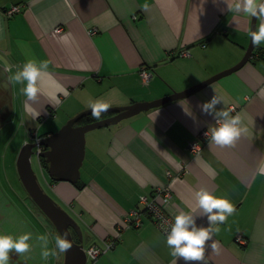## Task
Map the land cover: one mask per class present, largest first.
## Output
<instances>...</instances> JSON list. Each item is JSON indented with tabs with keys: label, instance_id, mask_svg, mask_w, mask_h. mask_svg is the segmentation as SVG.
<instances>
[{
	"label": "crops",
	"instance_id": "crops-1",
	"mask_svg": "<svg viewBox=\"0 0 264 264\" xmlns=\"http://www.w3.org/2000/svg\"><path fill=\"white\" fill-rule=\"evenodd\" d=\"M237 2L241 11L229 12L228 4ZM16 5L20 13L8 16ZM252 19L244 14L242 0H0V169L15 163L17 168L26 143L56 133L91 109L90 103L111 108L153 102L232 69L250 46ZM58 27L63 31L55 34ZM183 51L188 56H180ZM29 60L37 67L48 61L34 101L22 94L26 82L9 83ZM142 70L153 73L149 81L142 79ZM211 86L89 132L82 188L52 182L38 159L52 199L79 225L86 254L93 246L116 242L95 260L87 256V264H171L169 234L157 229L140 205L141 197L167 187L171 197L165 209L174 221L185 213L198 229L220 228L213 236L219 253L207 248L213 240L206 244L207 264H264V42L243 68ZM214 97L219 102L205 113L203 105ZM25 101L38 116L25 111ZM223 111L230 117L241 113L248 134L233 147L209 140L198 155L191 153L189 143L202 130L210 133L217 120L225 122L216 116ZM202 189L235 206L225 223L209 224L210 214L198 206L196 193ZM5 194L0 184V197L12 202ZM9 209L0 210V235L31 234V251L22 259L13 250L9 264H64V253L41 258L45 240L48 250L58 253V233L43 213L36 216L27 208L36 226ZM133 210L142 211L139 227L124 223ZM177 264L203 262L178 258Z\"/></svg>",
	"mask_w": 264,
	"mask_h": 264
},
{
	"label": "clouds",
	"instance_id": "clouds-1",
	"mask_svg": "<svg viewBox=\"0 0 264 264\" xmlns=\"http://www.w3.org/2000/svg\"><path fill=\"white\" fill-rule=\"evenodd\" d=\"M243 12L246 16L256 18L258 21L257 31L250 32L249 35L252 39V43L255 46H260L264 42V0H242ZM147 7V6H145ZM229 12L239 13L241 11V3L237 2L234 5L228 4ZM48 67V61H41L40 67H37L36 62L29 60L23 67L22 71L17 72L14 77L9 78V83H23L26 82V86L21 90L22 94L27 98V101L36 100L41 88L38 85V81H41L46 73L42 72V68ZM60 92L67 95V90L60 85H56ZM210 87H212L210 85ZM55 98V97H54ZM244 100H248L249 97H243ZM219 101L214 97L210 103L203 105V111L208 113L210 109ZM89 107L92 110V116L100 118L102 112H106L110 105L108 103H102L97 101L90 103ZM25 111L32 113L34 116H38L39 113L33 112L28 103L24 102ZM217 117L224 118V123H219L218 127L210 128V141L209 144H215L221 148L233 147L237 140L241 136L248 134V129L243 126L242 114L237 113L235 116H229L228 111L217 112ZM206 136L209 133L205 134ZM261 174H264V167L260 169ZM198 198V206L203 209L208 216L210 225L223 224L227 221V217L231 216L235 212V206L226 197H217L211 194L207 189H202L196 193ZM191 228V230H189ZM219 227L209 228H196L195 220L192 215L181 213L175 217V224L172 226L170 234L167 236V246L170 249V255L173 258L171 264H177L178 258H183L185 261H199L203 264H207L205 251L206 244L209 240H213V236L219 233ZM68 233L65 232L63 236L57 235L55 237L56 251H49L47 248V241L44 237H40L41 240H45L44 249L41 252V258L45 261L50 256L58 257L59 254H63L68 251L72 245L67 239ZM31 239V234L27 233L14 239L12 236L0 235V264H9V253L13 250L15 254L24 259L25 253L31 251V245L28 241ZM213 252L219 253V242L213 240L210 245H207Z\"/></svg>",
	"mask_w": 264,
	"mask_h": 264
},
{
	"label": "water",
	"instance_id": "water-1",
	"mask_svg": "<svg viewBox=\"0 0 264 264\" xmlns=\"http://www.w3.org/2000/svg\"><path fill=\"white\" fill-rule=\"evenodd\" d=\"M257 19H252L251 32L256 31ZM255 45L250 42L242 61L227 71H224L184 92L148 102L136 103L126 107H111L101 114L111 116L86 125L76 126L83 118L92 115V110H85L70 119L59 131L38 143H26L17 159V170L20 181L28 196L53 225L58 235L68 233L67 239L72 247L64 253V264H87V254L84 250L82 232L77 222L60 207L42 188L37 174L32 167V157L44 159L48 164L47 173L50 178L59 182L75 185L81 180V169L86 157L87 134L91 131L118 125L119 123L137 116L143 112L162 107L168 103L179 101L203 90L220 79L237 72L252 58ZM42 151L37 155V147ZM74 231L78 242L73 237Z\"/></svg>",
	"mask_w": 264,
	"mask_h": 264
},
{
	"label": "built area",
	"instance_id": "built-area-1",
	"mask_svg": "<svg viewBox=\"0 0 264 264\" xmlns=\"http://www.w3.org/2000/svg\"><path fill=\"white\" fill-rule=\"evenodd\" d=\"M21 6L16 5L11 7L8 11H6V14L8 16H13L15 14L20 13ZM63 31L61 27H58L54 30L55 34H59ZM89 35L93 36L95 35L94 30L89 31ZM180 56H188V53L183 51L180 53ZM153 73L147 70L141 71V77L142 79L147 82L152 78ZM224 123L222 120H217L218 123ZM209 133L207 130H202L197 139L195 141H192L189 143V150L194 155H198L202 149V147L210 140V133L208 136L205 134ZM40 139H36L34 143H38ZM42 151L41 147H37L35 152H37V155ZM171 197L170 189L164 188L159 191H157L156 195H154L151 198L148 197H141L140 199V205L142 206V211L149 213L151 216L154 224L156 225L157 229H159L162 233L168 235L170 234L172 230V226L175 224V221L172 219V217L166 212V205L169 202V198ZM141 210H133L130 211L129 214L124 219V223L127 225V227H139L141 225ZM237 242L244 243V241L239 238L237 239ZM115 241H109L105 243L104 248L100 249L96 246L91 247L87 251V256H89L91 259L95 260L99 256H101L106 251L112 249L115 246Z\"/></svg>",
	"mask_w": 264,
	"mask_h": 264
},
{
	"label": "rangeland",
	"instance_id": "rangeland-1",
	"mask_svg": "<svg viewBox=\"0 0 264 264\" xmlns=\"http://www.w3.org/2000/svg\"><path fill=\"white\" fill-rule=\"evenodd\" d=\"M62 128V126L58 129V131ZM17 161V160H16ZM32 167L35 171V173L39 176V183L41 184L42 188L46 191V193L52 198L51 192L47 190L44 181L42 180V177L40 175V171L38 169V158L37 156L32 157ZM12 168V169H11ZM10 169H0V184L3 186V190L5 193L8 195V197L12 200V202H6L3 200L5 197L2 195L0 197V210L7 211L11 205L14 209H16L26 220L33 222L36 226H39L38 222L35 221V218L29 213V210L33 211L34 214L37 216L39 213H42L40 209L32 202L29 200V196L23 187L18 173H17V168H16V163L14 166H12ZM5 194V195H6ZM27 197V198H25ZM13 204V205H12ZM29 208V210L27 209ZM13 209V210H14ZM42 219H46L47 217L42 214L41 215ZM7 223V222H6ZM6 223H3V225H6ZM53 226V225H52ZM55 229V228H54Z\"/></svg>",
	"mask_w": 264,
	"mask_h": 264
},
{
	"label": "trees",
	"instance_id": "trees-1",
	"mask_svg": "<svg viewBox=\"0 0 264 264\" xmlns=\"http://www.w3.org/2000/svg\"><path fill=\"white\" fill-rule=\"evenodd\" d=\"M111 115H112V114H101L100 118H95V117H93L92 115H90V116H87V117L83 118L79 123H77L76 126H81V125L90 124V123H93V122H96V121H99V120L105 119V118H107V117H109V116H111ZM40 164H41V166H42L46 171L48 170V164L45 162L44 159H40ZM51 181H52V182H59V181H57L56 179H53V178H51ZM82 185H83V184H82L81 180L78 181V182L75 184V186L78 187V188H82V187H83ZM28 198H29V200L32 202V200L30 199V197H28ZM32 204H33V202H32ZM56 232H57V231H56Z\"/></svg>",
	"mask_w": 264,
	"mask_h": 264
},
{
	"label": "flooded vegetation",
	"instance_id": "flooded-vegetation-1",
	"mask_svg": "<svg viewBox=\"0 0 264 264\" xmlns=\"http://www.w3.org/2000/svg\"><path fill=\"white\" fill-rule=\"evenodd\" d=\"M34 143V142H33ZM36 155V154H35ZM40 161V160H39ZM43 168V167H42ZM43 170H45L44 168H43ZM46 171V170H45ZM47 172V171H46ZM38 176V175H37Z\"/></svg>",
	"mask_w": 264,
	"mask_h": 264
}]
</instances>
